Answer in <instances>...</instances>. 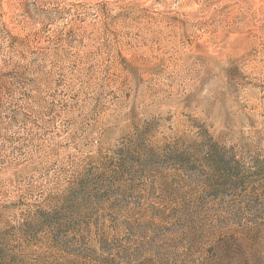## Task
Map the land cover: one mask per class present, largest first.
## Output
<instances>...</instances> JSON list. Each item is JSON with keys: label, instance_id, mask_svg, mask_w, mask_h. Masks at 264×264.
Wrapping results in <instances>:
<instances>
[{"label": "rangeland", "instance_id": "rangeland-1", "mask_svg": "<svg viewBox=\"0 0 264 264\" xmlns=\"http://www.w3.org/2000/svg\"><path fill=\"white\" fill-rule=\"evenodd\" d=\"M0 264H264V0H0Z\"/></svg>", "mask_w": 264, "mask_h": 264}]
</instances>
